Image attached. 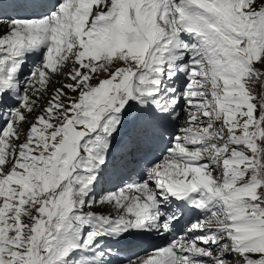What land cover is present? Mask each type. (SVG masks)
Instances as JSON below:
<instances>
[{
	"label": "snow or ice",
	"instance_id": "6c2138e0",
	"mask_svg": "<svg viewBox=\"0 0 264 264\" xmlns=\"http://www.w3.org/2000/svg\"><path fill=\"white\" fill-rule=\"evenodd\" d=\"M0 264H264V0H0Z\"/></svg>",
	"mask_w": 264,
	"mask_h": 264
},
{
	"label": "bare ground",
	"instance_id": "6f19581e",
	"mask_svg": "<svg viewBox=\"0 0 264 264\" xmlns=\"http://www.w3.org/2000/svg\"><path fill=\"white\" fill-rule=\"evenodd\" d=\"M157 242H159V241H157Z\"/></svg>",
	"mask_w": 264,
	"mask_h": 264
}]
</instances>
